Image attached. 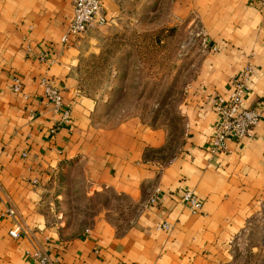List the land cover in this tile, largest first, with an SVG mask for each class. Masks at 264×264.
Returning a JSON list of instances; mask_svg holds the SVG:
<instances>
[{
  "label": "crops",
  "instance_id": "crops-1",
  "mask_svg": "<svg viewBox=\"0 0 264 264\" xmlns=\"http://www.w3.org/2000/svg\"><path fill=\"white\" fill-rule=\"evenodd\" d=\"M263 1L104 0L106 22L63 41L73 0H0V264H37L39 246L55 264H264ZM192 22L209 46L180 104L175 137L138 116L99 117L82 70L86 56L101 52L104 33ZM248 64L244 103L260 117L251 136L213 154L220 119L213 98L231 91L230 77ZM46 82L61 88L62 106L44 95ZM71 164L83 167L88 193L110 189L135 200L136 218L119 228L105 212L74 232L61 205ZM184 190L200 197L202 211L181 200ZM9 205L27 231L19 238L9 233ZM163 221L169 229L157 228Z\"/></svg>",
  "mask_w": 264,
  "mask_h": 264
},
{
  "label": "rangeland",
  "instance_id": "rangeland-1",
  "mask_svg": "<svg viewBox=\"0 0 264 264\" xmlns=\"http://www.w3.org/2000/svg\"><path fill=\"white\" fill-rule=\"evenodd\" d=\"M200 28L194 22L154 30L125 24L104 33L101 52L86 56L82 70L84 93L100 101L98 116L109 123L138 116L167 127L172 140L182 127L180 104L203 61ZM66 173L61 205L74 232L105 212L119 228L136 218L139 204L127 195L110 189L88 193L81 165L71 164Z\"/></svg>",
  "mask_w": 264,
  "mask_h": 264
},
{
  "label": "built area",
  "instance_id": "built-area-1",
  "mask_svg": "<svg viewBox=\"0 0 264 264\" xmlns=\"http://www.w3.org/2000/svg\"><path fill=\"white\" fill-rule=\"evenodd\" d=\"M103 1L73 0V14L66 32L62 35V40L69 41L70 35L75 37L82 35L95 22H106V17L102 13ZM202 44L204 48L209 46L208 39L204 34ZM253 72L254 68L252 64L245 65L241 71L230 77L231 91L220 93L213 98V104L215 110L220 114V119L214 128L210 146L211 153L227 152L230 150V139L241 140L253 134L254 127L260 117V110L256 107L247 106L244 103V94L250 88ZM22 84V79L16 77L14 89L21 91L23 88ZM44 95L55 103L56 107L63 105L62 90L59 86L46 82ZM68 116L69 111L66 109L64 117L67 118ZM180 197L182 201L190 204L194 212L202 211L203 201L193 190H184ZM151 200H156V194L151 197ZM3 213L14 219V225L9 230L11 236L19 238L23 234H26L27 231L22 222L17 218V211L14 206L9 205ZM170 226L171 224L168 221L157 224L158 229H169ZM237 239L241 240L240 236ZM33 255L37 260V264H55L50 252L45 247H36L33 250Z\"/></svg>",
  "mask_w": 264,
  "mask_h": 264
},
{
  "label": "trees",
  "instance_id": "trees-1",
  "mask_svg": "<svg viewBox=\"0 0 264 264\" xmlns=\"http://www.w3.org/2000/svg\"><path fill=\"white\" fill-rule=\"evenodd\" d=\"M158 38L161 40V38L158 36Z\"/></svg>",
  "mask_w": 264,
  "mask_h": 264
}]
</instances>
